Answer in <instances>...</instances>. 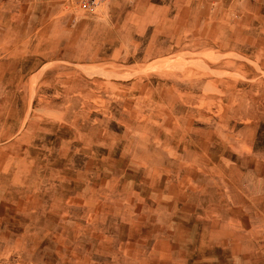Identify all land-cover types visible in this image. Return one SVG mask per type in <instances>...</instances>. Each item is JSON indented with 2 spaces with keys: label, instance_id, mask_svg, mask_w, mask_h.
<instances>
[{
  "label": "rangeland",
  "instance_id": "rangeland-1",
  "mask_svg": "<svg viewBox=\"0 0 264 264\" xmlns=\"http://www.w3.org/2000/svg\"><path fill=\"white\" fill-rule=\"evenodd\" d=\"M21 13L24 42L0 53V264H130L100 245L92 209L123 189L185 208L183 235L216 238V263L198 264H264V0H26ZM58 189L84 195L86 245L56 228Z\"/></svg>",
  "mask_w": 264,
  "mask_h": 264
},
{
  "label": "crops",
  "instance_id": "crops-1",
  "mask_svg": "<svg viewBox=\"0 0 264 264\" xmlns=\"http://www.w3.org/2000/svg\"><path fill=\"white\" fill-rule=\"evenodd\" d=\"M25 1L0 0V53L9 46V38L13 41L16 39L12 48H17L24 42L25 17L21 13V6ZM4 97L5 94H0V101ZM123 192L119 198L120 204L92 208L97 215L95 221L102 222V236L100 232H96V237H102L100 245L107 246L113 259L134 264H198V257H207L209 263H216V238L183 235L185 208H154L149 203L147 205V197L143 198V205H137L134 202L142 198L140 192L136 194V200L130 195L132 190L123 189ZM61 193L60 189L54 193V212L58 221L56 228L66 232L70 230L72 243L86 245L90 234H95L90 232V208L85 200L83 204L84 195H80L79 201H73L72 194L65 191L62 198ZM193 210L197 211V208ZM176 215L180 222L173 225L171 221ZM97 226L100 228L101 223ZM242 241L244 239H229L224 240V243L242 244Z\"/></svg>",
  "mask_w": 264,
  "mask_h": 264
},
{
  "label": "built area",
  "instance_id": "built-area-1",
  "mask_svg": "<svg viewBox=\"0 0 264 264\" xmlns=\"http://www.w3.org/2000/svg\"><path fill=\"white\" fill-rule=\"evenodd\" d=\"M107 1L108 0H79L81 7L88 12H94Z\"/></svg>",
  "mask_w": 264,
  "mask_h": 264
}]
</instances>
